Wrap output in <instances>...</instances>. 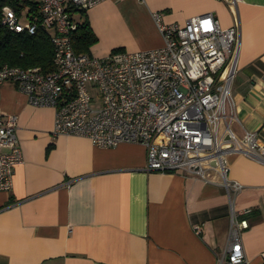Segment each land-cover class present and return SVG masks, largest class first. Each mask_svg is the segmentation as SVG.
<instances>
[{
	"label": "crops",
	"instance_id": "0c3cea01",
	"mask_svg": "<svg viewBox=\"0 0 264 264\" xmlns=\"http://www.w3.org/2000/svg\"><path fill=\"white\" fill-rule=\"evenodd\" d=\"M153 12L179 24L212 13L222 27L237 17L229 126L237 136L255 131L264 143V0H239L236 10L224 0H102L85 12L96 36L90 53L162 45ZM0 110L16 116L22 151L11 187L0 191V264H216L230 200L248 221L245 256L264 264V151L261 160L227 154V175L242 185L229 199L214 171L204 181L147 170L140 143L98 147L85 136L53 135L54 108L31 105L11 80L0 85Z\"/></svg>",
	"mask_w": 264,
	"mask_h": 264
},
{
	"label": "built area",
	"instance_id": "2783aa9c",
	"mask_svg": "<svg viewBox=\"0 0 264 264\" xmlns=\"http://www.w3.org/2000/svg\"><path fill=\"white\" fill-rule=\"evenodd\" d=\"M100 1L39 0L38 17L4 5L2 22L10 30L32 34L40 24L50 32L53 69L4 63L0 85L11 80L31 105L52 106L53 135L85 136L98 147L140 143L147 170H180L204 181L214 171L230 199L242 185L227 175V154L240 152L261 160L264 151L257 132L237 136L229 126L234 118L230 86L237 71V17L222 27L212 13L179 24L165 23L153 12L162 45L103 56L76 53L71 35L81 20L74 13ZM224 1L236 10L239 0ZM21 159L16 116L0 110V191L11 187L13 167ZM230 212L227 242L216 254V264H250L241 244L248 221L237 218L241 212L231 200ZM261 256L264 259V251Z\"/></svg>",
	"mask_w": 264,
	"mask_h": 264
},
{
	"label": "trees",
	"instance_id": "16d2710c",
	"mask_svg": "<svg viewBox=\"0 0 264 264\" xmlns=\"http://www.w3.org/2000/svg\"><path fill=\"white\" fill-rule=\"evenodd\" d=\"M38 2L39 0H0V65L39 66L44 71L53 69V45L49 31L40 24L32 34L12 31L2 22L4 5L11 6L17 13L27 7L28 14L38 17ZM71 39L76 53H90L89 48L96 41V36L86 14L72 33Z\"/></svg>",
	"mask_w": 264,
	"mask_h": 264
},
{
	"label": "rangeland",
	"instance_id": "374dc122",
	"mask_svg": "<svg viewBox=\"0 0 264 264\" xmlns=\"http://www.w3.org/2000/svg\"><path fill=\"white\" fill-rule=\"evenodd\" d=\"M21 11H22V12H25L24 9H22ZM85 14H86L85 12L77 11L76 14H74V17H75V19L78 20V19H80L81 17H84ZM21 21L24 22V21H25V18H22ZM113 50H114V49H113ZM115 50H116V49H115ZM102 56H103V55H102ZM92 105H94L95 107H97V106H99V103H94V104L92 103Z\"/></svg>",
	"mask_w": 264,
	"mask_h": 264
},
{
	"label": "water",
	"instance_id": "95a60500",
	"mask_svg": "<svg viewBox=\"0 0 264 264\" xmlns=\"http://www.w3.org/2000/svg\"><path fill=\"white\" fill-rule=\"evenodd\" d=\"M211 164L214 165V162L212 161Z\"/></svg>",
	"mask_w": 264,
	"mask_h": 264
}]
</instances>
